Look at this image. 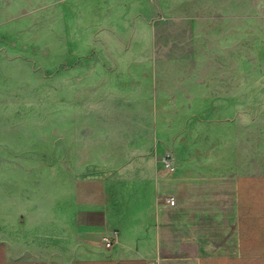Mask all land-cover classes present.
<instances>
[{
	"label": "rangeland",
	"instance_id": "obj_1",
	"mask_svg": "<svg viewBox=\"0 0 264 264\" xmlns=\"http://www.w3.org/2000/svg\"><path fill=\"white\" fill-rule=\"evenodd\" d=\"M178 145L264 174V0H0V166L40 152L63 198Z\"/></svg>",
	"mask_w": 264,
	"mask_h": 264
},
{
	"label": "crops",
	"instance_id": "obj_2",
	"mask_svg": "<svg viewBox=\"0 0 264 264\" xmlns=\"http://www.w3.org/2000/svg\"><path fill=\"white\" fill-rule=\"evenodd\" d=\"M6 150L0 264H264V174H205L179 146L173 171L156 157L138 179L119 168L90 182L85 171L62 198L57 175L44 184L40 152Z\"/></svg>",
	"mask_w": 264,
	"mask_h": 264
},
{
	"label": "bare ground",
	"instance_id": "obj_3",
	"mask_svg": "<svg viewBox=\"0 0 264 264\" xmlns=\"http://www.w3.org/2000/svg\"><path fill=\"white\" fill-rule=\"evenodd\" d=\"M175 0H160L161 4L164 5V6H169L170 4H172ZM154 10V5H148V11L149 12H152ZM162 145L159 146V149H161ZM139 153V152H137ZM179 159V157H178ZM141 163L140 164H135L134 163V160L131 161V163L127 166V167H131L133 169H135V175L134 177H137V178H134V179H138V178H141L142 176L144 175H147V173L149 171H151V169H153V156L151 154H146L145 156H142V158L140 159ZM136 161V160H135ZM175 161V160H174ZM177 161V160H176ZM179 162V161H178ZM177 162V163H178ZM138 163V162H137ZM174 163V162H173ZM176 163V164H177ZM175 166V165H174ZM177 167V165H176ZM175 168V167H174ZM180 168V166H179ZM178 170V169H177ZM150 175V174H149ZM151 176V175H150ZM140 181V180H139Z\"/></svg>",
	"mask_w": 264,
	"mask_h": 264
},
{
	"label": "built area",
	"instance_id": "obj_4",
	"mask_svg": "<svg viewBox=\"0 0 264 264\" xmlns=\"http://www.w3.org/2000/svg\"><path fill=\"white\" fill-rule=\"evenodd\" d=\"M165 165L167 170L173 171L174 170V165H173V158L170 155H167L165 158ZM176 198L172 196H168L166 198V202L169 204H175ZM118 237V232L116 231L112 236H108L105 238V245L108 247H111L113 243L117 240Z\"/></svg>",
	"mask_w": 264,
	"mask_h": 264
}]
</instances>
